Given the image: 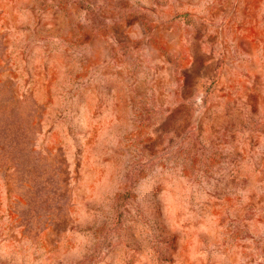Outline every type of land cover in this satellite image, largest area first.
Returning <instances> with one entry per match:
<instances>
[{
  "label": "rangeland",
  "instance_id": "rangeland-1",
  "mask_svg": "<svg viewBox=\"0 0 264 264\" xmlns=\"http://www.w3.org/2000/svg\"><path fill=\"white\" fill-rule=\"evenodd\" d=\"M0 264H264V0H0Z\"/></svg>",
  "mask_w": 264,
  "mask_h": 264
}]
</instances>
